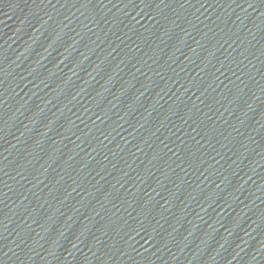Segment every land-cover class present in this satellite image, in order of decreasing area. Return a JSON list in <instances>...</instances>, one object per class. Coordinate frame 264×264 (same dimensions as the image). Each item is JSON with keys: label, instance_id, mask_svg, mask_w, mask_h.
<instances>
[{"label": "water", "instance_id": "obj_1", "mask_svg": "<svg viewBox=\"0 0 264 264\" xmlns=\"http://www.w3.org/2000/svg\"><path fill=\"white\" fill-rule=\"evenodd\" d=\"M0 264H264V0H0Z\"/></svg>", "mask_w": 264, "mask_h": 264}]
</instances>
